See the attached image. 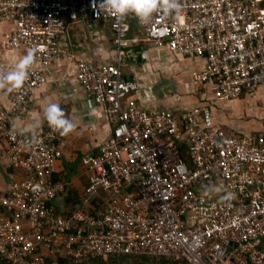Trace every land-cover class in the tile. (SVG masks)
<instances>
[{
  "label": "built area",
  "instance_id": "1",
  "mask_svg": "<svg viewBox=\"0 0 264 264\" xmlns=\"http://www.w3.org/2000/svg\"><path fill=\"white\" fill-rule=\"evenodd\" d=\"M262 1L180 0L178 16L155 12L140 23L131 14L119 21L97 15L93 0H0V23L12 26L4 46L22 50V56L36 50L23 87L9 91L6 108H0L3 154L24 174L0 192V260L83 264L141 256L183 264H264V132L227 134L213 123L211 105L177 116L140 110L130 99L139 82L122 73L125 58L137 59L129 47L139 42L129 35L131 19L147 45L206 59L193 79L209 83L212 106L254 95L264 85ZM64 15L106 21L112 62L74 59L61 43ZM58 61L70 63L76 84L110 127L96 154L81 159L87 174L82 208L60 214L51 203L65 185L51 176L63 143L47 122L37 128L34 143L12 124L28 111L29 96ZM211 185L234 198L221 202L223 191L204 196Z\"/></svg>",
  "mask_w": 264,
  "mask_h": 264
},
{
  "label": "crops",
  "instance_id": "2",
  "mask_svg": "<svg viewBox=\"0 0 264 264\" xmlns=\"http://www.w3.org/2000/svg\"><path fill=\"white\" fill-rule=\"evenodd\" d=\"M63 19L66 29L61 43L70 49L74 59L94 65L112 62V35L106 21L87 23L67 15H64ZM128 22L129 35L136 37L139 42L129 46L137 52V59L131 62L125 58L122 73L139 82L137 91L130 97L138 109H164L177 116L192 107L211 105L213 123L223 127L227 134L249 135L264 132V120L260 119L262 115L259 110L256 111L259 118L251 117L253 115L246 118L250 123L246 127L240 126L241 120L235 121L230 113L240 106L245 107L247 99H252L255 95L242 96L235 101L212 106L213 93L209 83H197L193 79L194 74L206 67V59L182 57L165 49H155L142 41L139 32L135 31L133 21L129 19ZM11 29L10 24L0 23V73L13 70L22 57V50H11L4 46V35ZM43 77V85L29 96L28 111L13 119L12 124L20 135L26 140L30 139V126L38 118L42 119L44 108L52 102L59 103L67 117L76 124V129L67 136H61L54 131L55 136L63 143V148L61 156L54 163L51 180L64 184L65 189L55 197L51 205L54 211L60 214L82 208V190L87 184V174L81 159L86 155L96 154L99 144L108 137L110 127L98 107L90 103L89 97L76 84L70 63H51ZM262 87L257 91L258 94L261 93ZM8 98L9 89L6 86L0 89V108H6ZM45 123L46 121H43L41 126ZM3 149L4 142L0 136V192L6 191L12 183L19 182L24 176L21 169L9 164ZM183 151L186 155V151ZM92 202L95 204L96 200ZM177 263L183 264L181 261ZM0 264L5 263L0 260Z\"/></svg>",
  "mask_w": 264,
  "mask_h": 264
},
{
  "label": "clouds",
  "instance_id": "3",
  "mask_svg": "<svg viewBox=\"0 0 264 264\" xmlns=\"http://www.w3.org/2000/svg\"><path fill=\"white\" fill-rule=\"evenodd\" d=\"M92 7L97 15H108L119 21L124 20L131 14L140 23H147L155 12H161L164 15L175 13L178 16L181 4L180 0H98V2L97 0H93ZM35 61L36 50H27L26 54L19 58L13 70L7 73H0V89L6 86L9 91L21 89L24 85L28 70ZM89 106L91 107V104ZM43 121H46L49 128L58 132L61 136H67L76 129V124L67 117L59 103L52 102L44 108L42 119L38 118L30 126L32 128L30 143L37 142L36 129L41 126ZM222 191L225 194L221 196V202L228 203L234 198L233 193L227 192L222 186L217 185L205 186L203 195L208 196L212 192L219 193Z\"/></svg>",
  "mask_w": 264,
  "mask_h": 264
},
{
  "label": "trees",
  "instance_id": "4",
  "mask_svg": "<svg viewBox=\"0 0 264 264\" xmlns=\"http://www.w3.org/2000/svg\"><path fill=\"white\" fill-rule=\"evenodd\" d=\"M260 7H264V0L260 3ZM181 155L184 160H187V155L181 150ZM72 210H68L67 213ZM106 260H110V264H178L177 261L167 258H145L141 256H108L106 258H96L87 261L83 264H104ZM3 262V261H1ZM4 263V262H3Z\"/></svg>",
  "mask_w": 264,
  "mask_h": 264
},
{
  "label": "rangeland",
  "instance_id": "5",
  "mask_svg": "<svg viewBox=\"0 0 264 264\" xmlns=\"http://www.w3.org/2000/svg\"><path fill=\"white\" fill-rule=\"evenodd\" d=\"M263 88L264 87H262V90H260L261 91L260 94L256 93L252 99H247L245 107L240 106L236 111L230 112L233 114V119L235 121L241 120V122L239 121L240 126L246 127V126L250 125V123H248L246 121V118L251 116V115H253L251 117H255L257 110H259L260 115H262V117H260V119L264 120V89ZM257 118H259V117H257ZM253 119L256 120L255 118H253ZM261 127H263V126L261 125ZM104 264H110V260H106L104 262Z\"/></svg>",
  "mask_w": 264,
  "mask_h": 264
}]
</instances>
